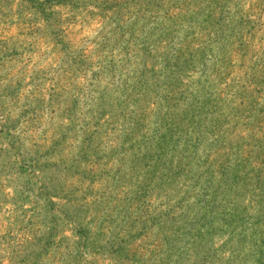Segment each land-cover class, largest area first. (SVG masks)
I'll return each mask as SVG.
<instances>
[{
  "label": "rangeland",
  "instance_id": "rangeland-1",
  "mask_svg": "<svg viewBox=\"0 0 264 264\" xmlns=\"http://www.w3.org/2000/svg\"><path fill=\"white\" fill-rule=\"evenodd\" d=\"M0 264H264V0H0Z\"/></svg>",
  "mask_w": 264,
  "mask_h": 264
},
{
  "label": "trees",
  "instance_id": "trees-1",
  "mask_svg": "<svg viewBox=\"0 0 264 264\" xmlns=\"http://www.w3.org/2000/svg\"><path fill=\"white\" fill-rule=\"evenodd\" d=\"M182 8H177L180 12L177 14V16L171 15L170 18L167 20V26L170 28H177L178 30L182 29V35L181 42L177 44V46H180V50L177 52V50L173 49L175 53H177V56H174L176 58V62L178 64V67L181 68H188L191 69L194 64L195 59V51L193 48L194 45V37H193V21L190 17L191 13V5L184 3ZM164 32H167L163 38L160 39L159 44H166L172 49V45L174 44L173 37L176 32H173L172 30L163 29ZM169 38V40H168ZM171 52L170 49L165 51V54H169ZM166 68V67H165ZM148 81L144 84V87L146 90H150L153 85L159 86L160 88H164L165 91H168L171 93L170 95H173L172 92H175V88L177 86V83L171 78V72L168 70L161 71L160 69H152L148 72ZM186 90L190 88V84L186 85ZM150 94V93H149Z\"/></svg>",
  "mask_w": 264,
  "mask_h": 264
}]
</instances>
